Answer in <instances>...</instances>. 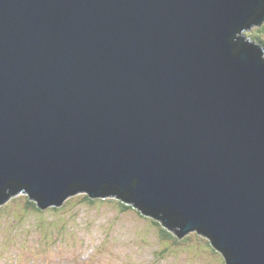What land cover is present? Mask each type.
Listing matches in <instances>:
<instances>
[{
	"label": "water",
	"instance_id": "1",
	"mask_svg": "<svg viewBox=\"0 0 264 264\" xmlns=\"http://www.w3.org/2000/svg\"><path fill=\"white\" fill-rule=\"evenodd\" d=\"M263 17L264 0H0V203L118 193L225 264H264V58L242 35Z\"/></svg>",
	"mask_w": 264,
	"mask_h": 264
},
{
	"label": "rangeland",
	"instance_id": "2",
	"mask_svg": "<svg viewBox=\"0 0 264 264\" xmlns=\"http://www.w3.org/2000/svg\"><path fill=\"white\" fill-rule=\"evenodd\" d=\"M245 34L264 40L256 26ZM86 194L45 210L28 207L25 193L8 196L0 203V264H224L208 238L177 239L135 208Z\"/></svg>",
	"mask_w": 264,
	"mask_h": 264
},
{
	"label": "trees",
	"instance_id": "3",
	"mask_svg": "<svg viewBox=\"0 0 264 264\" xmlns=\"http://www.w3.org/2000/svg\"><path fill=\"white\" fill-rule=\"evenodd\" d=\"M257 27V26H256ZM258 29L259 30H261V31H264V24L261 26V27H258ZM255 37H257V38H254V37H251V36H248V39L250 40V41H252V42H254V43H260V45L262 46V49L264 50V40L261 38V36L260 35H256ZM253 38L255 39V41L253 40ZM110 195H112V196H110V197H113L114 199H116V201L118 202V203H120V204H122V208L123 209H121L120 211H125V210H128V208L129 207H132L131 205H129V204H126L124 201H123V199L119 196V194L118 193H109ZM87 195V194H86ZM85 198L86 199H88L89 200V196L87 195V196H85ZM28 199H30L31 200V198L27 195V201H26V205L28 206V207H32V206H35V209L37 208V209H39V210H45V209H47V207L46 208H41L39 205V201L38 202H32V200L31 201H29ZM91 200V199H90ZM67 201V200H66ZM66 201H64V202H62L59 206H61V205H64V203H66ZM52 207V206H51ZM146 217H148V215L147 214H144ZM155 220V219H154ZM192 232H196L197 234H200V233H198V231L197 230H194V231H192ZM188 234H190V233H188ZM187 234V235H188ZM187 235H185V236H183L182 238H179V239H183L184 237H186ZM200 235H202V236H204V237H206L207 238V236H205V235H203V234H200ZM176 238H178V236H176V235H174ZM209 240V239H208ZM206 243H207V241H206ZM209 243H210V241H209ZM208 243V244H209ZM211 244V243H210ZM212 246V245H211ZM213 247V246H212ZM214 248V247H213ZM212 248V249H213ZM215 249V248H214ZM216 250V249H215ZM212 251V250H211ZM211 251H208L207 250V252H211ZM213 253V252H212ZM221 254V253H220Z\"/></svg>",
	"mask_w": 264,
	"mask_h": 264
},
{
	"label": "clouds",
	"instance_id": "4",
	"mask_svg": "<svg viewBox=\"0 0 264 264\" xmlns=\"http://www.w3.org/2000/svg\"><path fill=\"white\" fill-rule=\"evenodd\" d=\"M11 196V195H10Z\"/></svg>",
	"mask_w": 264,
	"mask_h": 264
}]
</instances>
